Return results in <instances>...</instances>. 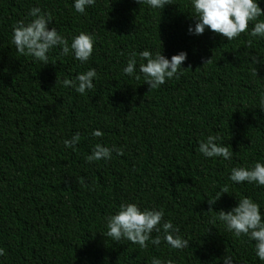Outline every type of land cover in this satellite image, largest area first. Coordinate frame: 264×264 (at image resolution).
<instances>
[{
  "label": "trees",
  "instance_id": "16d2710c",
  "mask_svg": "<svg viewBox=\"0 0 264 264\" xmlns=\"http://www.w3.org/2000/svg\"><path fill=\"white\" fill-rule=\"evenodd\" d=\"M172 2L156 9L96 0L80 14L74 0H0V264H223L226 256L264 264L255 241L218 219L250 198L264 222V186L229 179L233 168L264 164V37L250 35L257 21L233 40L207 28L190 33L192 0ZM257 3L264 12V0ZM34 7L69 46L81 32L92 35L90 59L77 60L71 49L62 55L60 46L47 64L17 52L13 28L34 19ZM144 50L169 60L185 52L178 78L149 88L139 71ZM133 53L129 76L123 69ZM89 69L98 74L93 89L64 85ZM76 134L79 142L65 147ZM209 135L233 151L231 160L199 151ZM96 144L123 154L88 162ZM224 186L228 194L209 210ZM126 203L163 210L161 223L170 221L188 247L172 248L162 230L151 234L161 243L150 239L146 249L109 237L107 218Z\"/></svg>",
  "mask_w": 264,
  "mask_h": 264
},
{
  "label": "clouds",
  "instance_id": "9594fccd",
  "mask_svg": "<svg viewBox=\"0 0 264 264\" xmlns=\"http://www.w3.org/2000/svg\"><path fill=\"white\" fill-rule=\"evenodd\" d=\"M95 2L96 0H74L75 11L83 14L86 7L94 5ZM136 2L139 4L147 3L156 9H162L165 5L173 3L172 0H136ZM192 5L196 23L194 30L189 28L190 33L194 32L196 35H201L207 28L227 40H233L247 32L250 23L257 21L252 27L250 35L264 37V21L258 20L259 17L264 16V12L259 7L257 0H192ZM28 15L34 19L27 24L24 21H19L13 28L12 43L17 52L22 55L33 56L38 61L47 64L49 50L60 46L62 55H68L71 49L77 60L87 62L90 59L95 47L92 35L81 32L72 39L69 46L68 40L61 36L56 28L49 29L48 25L51 18L48 13L41 14V9L34 7L29 10ZM135 55L133 53V58L128 61L127 66L123 69L124 73L129 76L136 70ZM139 56L146 61L140 65L139 71L144 75L145 83L151 89L163 85L166 79L178 78L177 73L187 58L185 52L173 55L170 60L164 57L161 52L153 57L149 50L140 52ZM94 78H98L96 70L89 69L86 73L78 75L74 81L64 80L63 83L65 86L75 87L78 93L84 94L94 88ZM136 78L139 79V76ZM92 135L102 137L103 133L96 130ZM79 140L80 136L76 134L71 140L64 141L65 147H74ZM217 140L219 137L209 135L206 141L199 144V151L208 158L223 157L225 160H231L233 151H229L226 146L217 144ZM113 151H116L117 155L123 154L121 149L96 144L92 154L86 159L88 162L110 160ZM229 179L235 183L247 181L264 186V164L256 162L251 169L233 168ZM81 182H83V178H81ZM222 193L228 194V186H224L216 197L208 200L209 210H212L211 206L220 198ZM218 213V219L226 224L229 231L234 232L237 237L244 235L255 241V254L259 260L264 261V222H262L260 206L250 198H243L237 206L227 213L223 210ZM163 216V210H141L135 203L121 204L118 212L107 218V235L116 241L126 239L146 249L150 239L154 245L161 243L160 235L152 238L151 234L154 231L160 233L162 230L163 239L172 248H187L188 240L182 239L179 235H174L178 229L174 228L170 221L161 223ZM5 254L4 248L0 247V256ZM152 264H174V261L169 259L162 262L158 258H153ZM223 264H232L231 257H224Z\"/></svg>",
  "mask_w": 264,
  "mask_h": 264
}]
</instances>
